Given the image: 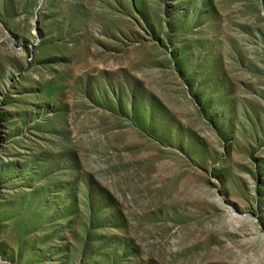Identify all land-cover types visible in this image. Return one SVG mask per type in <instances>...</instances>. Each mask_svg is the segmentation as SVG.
Returning <instances> with one entry per match:
<instances>
[{
  "label": "rangeland",
  "instance_id": "1",
  "mask_svg": "<svg viewBox=\"0 0 264 264\" xmlns=\"http://www.w3.org/2000/svg\"><path fill=\"white\" fill-rule=\"evenodd\" d=\"M0 264H264V0H0Z\"/></svg>",
  "mask_w": 264,
  "mask_h": 264
}]
</instances>
